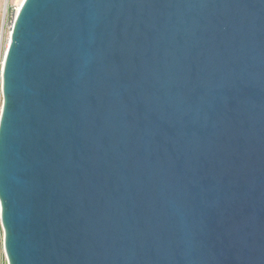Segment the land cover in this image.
Masks as SVG:
<instances>
[{"label":"water","instance_id":"1","mask_svg":"<svg viewBox=\"0 0 264 264\" xmlns=\"http://www.w3.org/2000/svg\"><path fill=\"white\" fill-rule=\"evenodd\" d=\"M1 78L8 264H264V0H23Z\"/></svg>","mask_w":264,"mask_h":264},{"label":"rangeland","instance_id":"2","mask_svg":"<svg viewBox=\"0 0 264 264\" xmlns=\"http://www.w3.org/2000/svg\"><path fill=\"white\" fill-rule=\"evenodd\" d=\"M20 1L21 0H0V113L3 103L1 78L2 65L4 61L5 51L9 43L11 28ZM0 264H7L2 247L0 249Z\"/></svg>","mask_w":264,"mask_h":264},{"label":"built area","instance_id":"3","mask_svg":"<svg viewBox=\"0 0 264 264\" xmlns=\"http://www.w3.org/2000/svg\"><path fill=\"white\" fill-rule=\"evenodd\" d=\"M2 67H3V65H2ZM1 247L3 248V252H4V255L6 258V263L8 264L7 257H6L5 251H4V228H3V224H2V220H1V202H0V249H1Z\"/></svg>","mask_w":264,"mask_h":264},{"label":"bare ground","instance_id":"4","mask_svg":"<svg viewBox=\"0 0 264 264\" xmlns=\"http://www.w3.org/2000/svg\"><path fill=\"white\" fill-rule=\"evenodd\" d=\"M22 2H23V0H21V1L19 2L18 9L20 8ZM17 11H18V10H17Z\"/></svg>","mask_w":264,"mask_h":264}]
</instances>
